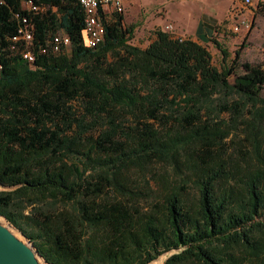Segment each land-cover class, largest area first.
I'll return each instance as SVG.
<instances>
[{"label": "trees", "instance_id": "obj_1", "mask_svg": "<svg viewBox=\"0 0 264 264\" xmlns=\"http://www.w3.org/2000/svg\"><path fill=\"white\" fill-rule=\"evenodd\" d=\"M24 1L0 0V215L49 264H264V70L165 31L140 50L115 11L87 48L76 0ZM160 161L174 182L127 179Z\"/></svg>", "mask_w": 264, "mask_h": 264}, {"label": "rangeland", "instance_id": "obj_2", "mask_svg": "<svg viewBox=\"0 0 264 264\" xmlns=\"http://www.w3.org/2000/svg\"><path fill=\"white\" fill-rule=\"evenodd\" d=\"M123 6V24L133 30L127 41L131 46L144 50L156 40L157 31H165L172 39H189L203 46L209 54L210 64L218 70L226 67L238 73L244 63L264 70V0H254L250 5H244L242 0H124ZM111 14L112 10L107 8L104 15ZM217 45L225 51L224 55ZM107 59L112 61L113 56L109 54ZM232 80L233 76L229 78L230 82ZM261 97L264 99V85ZM236 98L235 95L227 97L229 101ZM216 111L217 108L213 113ZM227 118L228 114L222 112L217 119ZM261 128L264 131V123ZM235 132L239 134L240 129ZM228 143V153H234V146L231 149ZM128 171L129 182L140 188L146 182L149 183L146 186L154 190L155 181L174 182L176 179L172 165L164 161L149 164L143 171L137 168ZM150 201L148 196H143L140 203L147 208ZM0 218L8 222L1 215ZM166 257V253L162 254L152 263L162 264Z\"/></svg>", "mask_w": 264, "mask_h": 264}, {"label": "built area", "instance_id": "obj_3", "mask_svg": "<svg viewBox=\"0 0 264 264\" xmlns=\"http://www.w3.org/2000/svg\"><path fill=\"white\" fill-rule=\"evenodd\" d=\"M84 9L85 18H84V28L82 30V40L83 45L87 48L97 47L104 36V26L99 17V11L105 13L107 8H110L112 11L123 13L124 0H76ZM254 0H242L244 5H250ZM259 2L261 0H255ZM24 4L31 9H36L32 6L31 0H25ZM25 21V19H23ZM170 27V25H167ZM23 40L25 43L29 44L32 40V31L28 25H25L18 29V35L13 37V40ZM69 38L66 35H57L53 38V51H59L61 46H68ZM44 52L45 50H41ZM2 55V49L0 47V57ZM22 57L29 63L34 61V54L29 50H26L22 53ZM1 69V65H0Z\"/></svg>", "mask_w": 264, "mask_h": 264}, {"label": "water", "instance_id": "obj_4", "mask_svg": "<svg viewBox=\"0 0 264 264\" xmlns=\"http://www.w3.org/2000/svg\"><path fill=\"white\" fill-rule=\"evenodd\" d=\"M1 190L7 187L0 183ZM165 254V253H164ZM167 257L170 253H166ZM166 257V258H167ZM166 258L162 262H165ZM155 260V259H154ZM152 260L148 264H153ZM0 264H49L18 228L0 218Z\"/></svg>", "mask_w": 264, "mask_h": 264}, {"label": "crops", "instance_id": "obj_5", "mask_svg": "<svg viewBox=\"0 0 264 264\" xmlns=\"http://www.w3.org/2000/svg\"><path fill=\"white\" fill-rule=\"evenodd\" d=\"M60 34H62V33H60Z\"/></svg>", "mask_w": 264, "mask_h": 264}]
</instances>
